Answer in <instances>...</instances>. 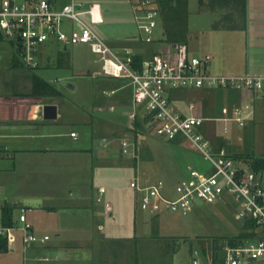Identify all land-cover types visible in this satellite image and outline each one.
<instances>
[{
    "label": "crops",
    "instance_id": "1",
    "mask_svg": "<svg viewBox=\"0 0 264 264\" xmlns=\"http://www.w3.org/2000/svg\"><path fill=\"white\" fill-rule=\"evenodd\" d=\"M140 1L128 0L134 18L136 9L138 14L144 15V10L139 6ZM98 2L102 6V24L106 14V22L109 23L108 27H111L110 23H114L112 21L116 16L113 9L104 12L103 3L114 8V5L122 1L98 0ZM155 6L157 7L156 2ZM188 10V40L185 44L189 52L211 55L209 68L211 73L264 75V0H200V11L206 13L199 16L200 23H193L190 0ZM135 21L141 32L136 18ZM66 24L63 29L67 32L77 28L76 23L72 21L68 20ZM113 28L121 30L124 42L111 47L115 51L126 52L121 56L129 58L131 62L135 59L140 60L142 66L157 53H171L176 45L166 43V48L156 51L149 45L155 41L152 43L143 41L142 32L139 35L125 27ZM118 31L114 30L111 36H108L114 38V33ZM163 35L165 36L164 31ZM63 51L68 52L69 46H63ZM55 65L67 66L69 61ZM52 66L50 58L46 67H43L42 63L40 65L41 68L47 69ZM102 76L114 79H110L114 81V86L103 90L102 93L97 91L98 102L96 110L91 114L92 118L83 112L73 113L72 122L76 125L88 124L89 121L94 124L93 127L91 125L92 144L83 140V143H78L81 133L68 126L69 123L65 119L66 109L62 111L60 104L58 118L45 120L44 105L57 104L56 102L36 96H29L28 99L19 102L16 98L8 96L9 94L0 95V222L2 223V208L5 205L16 208L17 205H22L21 208L27 209V217L33 224L35 232L40 237L50 236L46 242L33 244L25 250L22 235L16 231L14 239L11 241L6 239V248L0 250V264H17L22 253L26 254L28 250L38 261L59 260L61 255H66V259L74 264H121L126 259L133 263L141 261V258L135 255L120 254L118 250L108 248L117 245L119 238L117 236L124 227L123 223L110 221L111 206L108 202L110 196L106 197L108 191L106 183L111 179L112 182L119 181V171L112 170L109 166H118L117 156L127 154L123 146L126 140L131 143L129 150L135 153L133 157H129L134 158L137 169L140 165L147 167L151 165L155 169L159 166V170H165L168 179L177 175L178 181L187 174L191 164L180 161L175 162L174 166L169 161L173 167L168 163L167 166L162 164L164 160H160V157L164 150L170 148L160 144L157 149L153 143L154 139L163 140L179 149L187 148L186 145L158 137L153 130L151 119L144 113L139 112L136 118L131 117L133 89L127 79ZM196 90L205 92L202 99L206 101L201 107L205 114L197 115L194 112L198 108V97L189 98L190 114L176 106L177 90L171 92L172 102L185 115H197L207 119L203 132L214 142L218 151L228 152V148L223 137L216 134L217 121H234L231 117L236 107L247 113L245 115L248 116L247 122L256 116L257 111L264 110V94L254 90ZM218 108H222L224 116L218 115L216 111ZM224 132L228 133V130L225 129ZM72 133H76V137L72 136ZM131 133L134 136H131ZM152 137L154 139H151ZM146 151H149L148 156L145 154ZM163 157L169 160L165 154ZM118 158L123 160L122 157ZM34 168L36 173L31 170ZM166 182L170 184V180ZM32 185L33 188L28 192ZM19 191L25 192L17 196L16 193ZM137 192L139 205L140 192L138 190ZM15 201H24L26 204H18ZM16 210L13 218L18 225L19 217ZM150 215L156 217L160 214Z\"/></svg>",
    "mask_w": 264,
    "mask_h": 264
},
{
    "label": "built area",
    "instance_id": "2",
    "mask_svg": "<svg viewBox=\"0 0 264 264\" xmlns=\"http://www.w3.org/2000/svg\"><path fill=\"white\" fill-rule=\"evenodd\" d=\"M139 6L144 15L138 14L136 9L135 18L144 33L143 40L152 43L159 17L155 0H141ZM82 15H88L94 24L103 22L98 0H64L62 4L58 0H0V35L17 47L20 61L31 69L40 67L41 48L52 39L63 46L88 44L100 55L103 75L130 82L133 89L131 117L144 113L151 119L158 137L186 145L206 162L199 167L189 166L187 174L176 181L174 190L163 179L145 187L137 186L140 208L154 215L167 211L186 215L199 203L212 205L232 198L239 206L236 218L241 226L252 220L255 229L248 232L251 234L248 237L236 235L213 242L210 256L202 248H194L191 264H264V172L253 170L243 158L225 150L218 151L203 132L207 119L183 114L171 98V92L180 89H250L264 94V75L211 73V55L192 56L184 43L176 44L171 53L155 54L141 69H135L131 60L116 53ZM64 20L76 23L77 28L65 31ZM246 114L236 107L231 119L244 127ZM72 136L76 137V133ZM123 146L124 152L129 154L131 143L126 140ZM19 223L20 226H5L0 222V236L11 241L14 233L20 232L25 250L50 239L49 235L40 237L35 232L26 208L20 209Z\"/></svg>",
    "mask_w": 264,
    "mask_h": 264
},
{
    "label": "rangeland",
    "instance_id": "3",
    "mask_svg": "<svg viewBox=\"0 0 264 264\" xmlns=\"http://www.w3.org/2000/svg\"><path fill=\"white\" fill-rule=\"evenodd\" d=\"M120 1L122 2H119L120 4L118 5L116 4V6L114 5V8H112L113 6L108 7L106 3H103L104 12H108V9L110 11L113 9L116 16L112 21L114 23H110L111 27H108L109 23L106 22V14H104L105 19L104 23H101L102 25L94 24L88 15H82V18L91 25L93 30L109 46L120 45L124 42L121 30L118 31V29L113 27H119V29L125 27L130 32L133 31L139 35L142 32L138 29L135 18L131 14L133 11L130 2L128 0ZM58 2L62 4L64 0H58ZM190 12L193 23H198L199 16L206 14L200 11V0H190ZM65 23L68 24V20H64L62 26ZM114 30L118 32L114 33V38H111V33ZM163 31V21L158 17V24L154 33L155 43L149 44L156 51L167 47ZM141 37L143 40V32ZM40 53V61L43 67H46L49 58L52 59L53 66L50 69L39 67V69L34 71L26 66L16 67L14 58L15 55H18L17 47L9 40L0 41V95L9 94L8 96L16 98L19 102L24 101L26 98L28 99L33 88V73H37L60 91L61 96L59 98L49 97L47 101L56 102L57 105L60 104L62 111L66 109L65 119L69 123L68 126L81 133V139L78 143H83V140L88 144H92V127L94 124L89 121L88 124L76 125L72 120H74L73 113L75 112H83L84 115L92 118L91 114L96 110L98 102L97 91L102 93L103 90L114 86V81H110L111 78L108 79L102 76L103 62L100 59V55L92 52L88 44H71L69 45V51L64 52L62 43L54 39L44 44ZM116 53L121 56L126 52L116 51ZM190 54L192 56H203L192 51ZM124 59H127V57ZM66 61H69L67 66L58 67L55 65L60 62L67 63ZM69 84L73 85V88L69 87ZM204 93L202 90L196 89L177 90L175 91V96L178 100H176L175 104L180 110L190 114L189 98L198 97V108L194 112L197 115H203L205 113L201 107L204 106L206 101L202 99ZM216 111L218 115L224 116L222 108H218ZM225 129L228 130V133L224 132ZM215 131L227 142L228 152L231 155L242 156L243 160L247 162H250L253 158L264 157V110L260 109L257 111L256 116L246 122L244 127H240L235 121H217L215 123ZM130 135L134 136L132 133ZM151 139H154V137ZM39 141L37 140V142ZM153 143L157 149L160 144L170 148L171 151H163L169 160L164 159V154L160 157V160H164L162 164L166 166L168 163L169 166L173 167L174 163L178 161L184 164L190 163L191 166L197 167L206 164L203 157L189 150L188 147L183 149L174 148L168 142L155 139ZM129 151L132 153L131 149ZM130 153L129 155L120 154V156H117L120 168L116 165L114 167L109 166L110 169L119 171V181L112 182L113 180L111 179L110 182L106 183L108 186L106 197L110 196L108 200L111 206L110 221L120 222L124 225L120 235L117 236L119 237L117 245L109 246L108 248L116 249L120 254L135 255L141 258L139 263H133L126 259L121 264H191V254L194 248L209 250L212 247L213 239L236 236L242 232L241 223L236 218L239 206L232 198H229L224 203L219 202L212 205L199 203L193 212L186 215L167 211L155 217L142 210L138 205L137 186L145 187L156 180L163 179L165 181L170 180V188L174 190L177 175L168 179L165 170H159V166L155 169L151 165L149 167L140 165L137 169L134 165V158H131L133 155H130ZM145 154L148 156L149 151H146ZM118 157H122L123 160ZM124 160L126 162H123ZM169 161L173 166L169 164ZM239 161L241 162V160ZM31 170L36 173V168ZM136 177L137 179H135ZM32 188L33 185L29 190H26L30 192ZM25 191H19L16 195L20 196ZM15 202L26 204L24 201ZM17 206L16 214L19 217L20 209L23 206ZM18 225L20 226L21 224L19 223ZM65 256L61 255L59 260L38 261L32 257V252L28 250L26 254L22 253L20 260L16 263L74 264V262L72 263V261L66 259ZM150 257H152L151 260L149 259Z\"/></svg>",
    "mask_w": 264,
    "mask_h": 264
},
{
    "label": "trees",
    "instance_id": "4",
    "mask_svg": "<svg viewBox=\"0 0 264 264\" xmlns=\"http://www.w3.org/2000/svg\"><path fill=\"white\" fill-rule=\"evenodd\" d=\"M157 4V9L159 12V17L163 21L164 25V41L166 43L172 44H181L187 43L188 40V19H189V10H188V0H155ZM5 40L3 36L0 35V41ZM14 64L16 67L25 66L19 59L18 55H15ZM132 67L135 69H141L142 63L140 60L135 59L132 61ZM31 69V68H29ZM39 69V68H37ZM32 69V70H37ZM33 88L31 92V96L36 97H60V91L49 81L44 79L42 76L37 73H33ZM239 158H243L242 156H238ZM252 169L257 172H264V157L253 158L250 162H248ZM16 207L12 205H5L2 208V224L5 226H15L16 222L13 218V213ZM255 229V224L252 220L247 221L242 225V232L238 234L239 237H248L251 234L248 233L250 230ZM232 238L223 237L213 239L214 243H219L223 239ZM7 246V241L4 237L0 236V250L5 249ZM207 256H210V250L203 249Z\"/></svg>",
    "mask_w": 264,
    "mask_h": 264
},
{
    "label": "water",
    "instance_id": "5",
    "mask_svg": "<svg viewBox=\"0 0 264 264\" xmlns=\"http://www.w3.org/2000/svg\"><path fill=\"white\" fill-rule=\"evenodd\" d=\"M69 87L73 88V85L69 84ZM43 117L45 120H56L58 118V105L46 104L43 107Z\"/></svg>",
    "mask_w": 264,
    "mask_h": 264
}]
</instances>
